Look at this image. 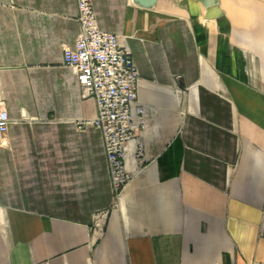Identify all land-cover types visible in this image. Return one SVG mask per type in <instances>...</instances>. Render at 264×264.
Returning <instances> with one entry per match:
<instances>
[{
	"label": "crops",
	"instance_id": "crops-1",
	"mask_svg": "<svg viewBox=\"0 0 264 264\" xmlns=\"http://www.w3.org/2000/svg\"><path fill=\"white\" fill-rule=\"evenodd\" d=\"M139 71L144 159L114 193L65 47L76 0H0V264H264V0H93Z\"/></svg>",
	"mask_w": 264,
	"mask_h": 264
},
{
	"label": "built area",
	"instance_id": "built-area-1",
	"mask_svg": "<svg viewBox=\"0 0 264 264\" xmlns=\"http://www.w3.org/2000/svg\"><path fill=\"white\" fill-rule=\"evenodd\" d=\"M80 34L74 48L65 47L64 64L77 77L84 99H93L97 115L80 122L79 128L101 131L114 193L119 197L131 183L127 168L129 144L135 157L144 159L142 134L148 126L147 111L139 102V71L131 52L114 33L98 25L93 0H76ZM11 119L0 109V139L8 132Z\"/></svg>",
	"mask_w": 264,
	"mask_h": 264
},
{
	"label": "water",
	"instance_id": "water-1",
	"mask_svg": "<svg viewBox=\"0 0 264 264\" xmlns=\"http://www.w3.org/2000/svg\"><path fill=\"white\" fill-rule=\"evenodd\" d=\"M138 6L146 8V9H152L156 7L159 0H133ZM201 2L205 8L209 9L212 7H215L217 4V0H197Z\"/></svg>",
	"mask_w": 264,
	"mask_h": 264
}]
</instances>
